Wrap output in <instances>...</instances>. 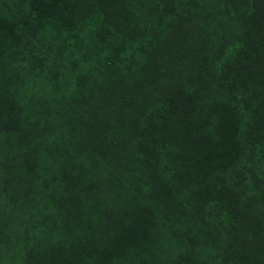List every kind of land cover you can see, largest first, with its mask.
Returning <instances> with one entry per match:
<instances>
[{"label":"trees","instance_id":"1","mask_svg":"<svg viewBox=\"0 0 264 264\" xmlns=\"http://www.w3.org/2000/svg\"><path fill=\"white\" fill-rule=\"evenodd\" d=\"M10 247L264 264V0H0Z\"/></svg>","mask_w":264,"mask_h":264},{"label":"rangeland","instance_id":"2","mask_svg":"<svg viewBox=\"0 0 264 264\" xmlns=\"http://www.w3.org/2000/svg\"><path fill=\"white\" fill-rule=\"evenodd\" d=\"M148 184L147 182L146 183H143L142 185H146ZM151 189V193L156 194L157 191H159V189L161 188H157L155 186H150ZM22 243L21 242H15L14 244V247L16 245H21ZM14 247H10V248H3V251L1 252V257H0V264H17L18 262V253L16 252V248Z\"/></svg>","mask_w":264,"mask_h":264}]
</instances>
